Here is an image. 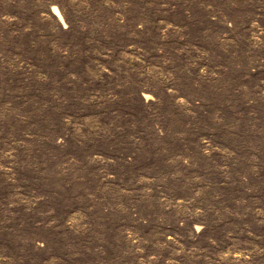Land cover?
Listing matches in <instances>:
<instances>
[{
	"label": "rangeland",
	"instance_id": "1",
	"mask_svg": "<svg viewBox=\"0 0 264 264\" xmlns=\"http://www.w3.org/2000/svg\"><path fill=\"white\" fill-rule=\"evenodd\" d=\"M0 264H264V0H0Z\"/></svg>",
	"mask_w": 264,
	"mask_h": 264
}]
</instances>
